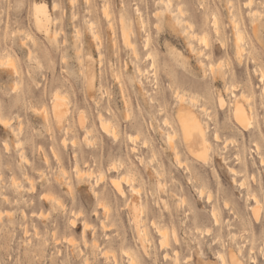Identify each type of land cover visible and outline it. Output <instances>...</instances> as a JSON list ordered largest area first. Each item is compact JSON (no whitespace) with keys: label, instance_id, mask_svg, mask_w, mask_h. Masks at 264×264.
Here are the masks:
<instances>
[{"label":"clouds","instance_id":"1","mask_svg":"<svg viewBox=\"0 0 264 264\" xmlns=\"http://www.w3.org/2000/svg\"><path fill=\"white\" fill-rule=\"evenodd\" d=\"M0 264H264V0H0Z\"/></svg>","mask_w":264,"mask_h":264}]
</instances>
